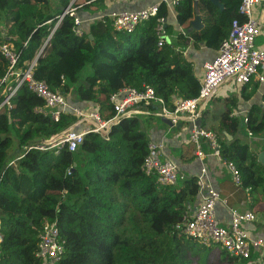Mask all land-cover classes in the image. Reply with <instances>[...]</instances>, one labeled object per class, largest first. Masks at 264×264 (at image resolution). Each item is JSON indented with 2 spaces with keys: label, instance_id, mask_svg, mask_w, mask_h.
<instances>
[{
  "label": "trees",
  "instance_id": "16d2710c",
  "mask_svg": "<svg viewBox=\"0 0 264 264\" xmlns=\"http://www.w3.org/2000/svg\"><path fill=\"white\" fill-rule=\"evenodd\" d=\"M71 1L56 0L54 10L51 0H0V78L9 67L3 45L23 50L22 69L37 60L36 80L67 97L80 73L91 65L92 75L78 87V98L99 105L106 119L114 115L111 95L126 88L150 86L171 110L178 99L196 98L201 82L187 50L204 43L218 51L241 3L229 0L222 11L210 0H201L200 7L216 23L207 31L189 34L196 17L195 0H182L176 8L181 31L174 33L167 26L171 42L160 47L155 18L132 34L98 21L83 37H76L74 18L67 16L57 26L61 8H68ZM79 1L85 5L91 0ZM95 5L103 11V0ZM168 16L167 7L161 5L158 17ZM259 89V83L252 82L242 87V97L249 102ZM228 100L223 104L230 102L233 108L211 130L221 139L222 156L237 166L242 187H262L264 166L238 134L264 133V105L253 104L245 123L232 117L237 97ZM42 105L23 86L12 99V109L0 114V264H44L37 256L40 234L53 223L58 224L66 248L56 264H195L202 262V253L217 247L203 246L177 228L191 218L199 199L197 178L164 186L143 170L158 106L142 105L144 114L121 118L107 138L87 134L70 152L68 147L58 151L50 142L75 128L78 118L67 114L53 121L35 111ZM209 113L202 112L203 128ZM225 133L234 139L229 141ZM44 143L45 149H39ZM257 260L255 254L248 260L225 256L221 264H264V257Z\"/></svg>",
  "mask_w": 264,
  "mask_h": 264
},
{
  "label": "built area",
  "instance_id": "2783aa9c",
  "mask_svg": "<svg viewBox=\"0 0 264 264\" xmlns=\"http://www.w3.org/2000/svg\"><path fill=\"white\" fill-rule=\"evenodd\" d=\"M77 2L78 0H72L65 12L57 17V26L67 16L74 18L73 30L76 37H83L88 32L86 26L98 21L111 22L117 32L132 34L138 26L155 18L156 32L161 47L167 41L171 42L172 37L166 32L167 18L158 17L160 7L165 5L169 14L175 13L177 19L176 8L182 0H164L160 4L139 11H112L89 20H83L80 17L79 10L82 5H78ZM256 7H264V0H241L237 10L238 17L232 19L228 38L221 43L215 58L204 65L199 95L187 100L178 99L172 110L150 86H146L143 90L126 88L111 95L109 103L113 107L114 115L106 119L101 116L99 105L93 111L76 107L70 103L67 96L52 91L45 82L36 80L34 69L37 66V60L28 64L26 69H22L19 65L23 50L17 51L13 47L3 45L1 52L9 62V67L5 77L0 78V114L6 109H12V99L21 87L27 86L35 96L43 101V105L35 109L38 114L49 117L53 121H59L67 114H73L78 118L75 128L50 142V145L58 151L68 147L70 152H75L87 134L95 133L107 138L121 118L134 117L144 104L156 105L159 107L157 116L170 120L173 127H178L184 121L192 124L190 142L195 146L197 156L204 158L207 155L202 145L203 142H207L210 154L222 160L233 175L234 182L242 186V178L237 166L222 156L221 139L218 134L203 128L197 122L202 117L207 103L215 97L221 87L231 83L241 89L254 81L264 83V48L257 45L260 36V20L254 15ZM86 121L92 122V125L84 127L81 131L76 130L78 124ZM244 121L248 122L247 117ZM249 136L254 135L249 133ZM38 148L45 149V143ZM164 152L163 143L151 142L143 170L148 176H156L158 182L164 186H177L185 181L186 177L180 173L179 167L173 161L164 158ZM207 173L204 167L197 177L199 206L192 213L191 218L186 217L184 223L177 228L182 229L186 236L199 241L203 246L221 247L222 252L229 258L248 260L255 254L258 255V262L264 257V239H251L243 228L244 224L256 220L255 214L240 213L231 209L230 226L228 228L220 226L215 208L221 196L208 183ZM65 251V241L60 237L58 224H47L40 234L38 258L44 264H56L62 260Z\"/></svg>",
  "mask_w": 264,
  "mask_h": 264
},
{
  "label": "crops",
  "instance_id": "0c3cea01",
  "mask_svg": "<svg viewBox=\"0 0 264 264\" xmlns=\"http://www.w3.org/2000/svg\"><path fill=\"white\" fill-rule=\"evenodd\" d=\"M97 1L98 0H91L89 2L85 1V5H82L79 10V15L83 20H89L101 14L106 15L112 11H139L156 4H160L164 0H103V11L99 10L101 7L100 5H95V7H93V5ZM228 1L229 0H219L220 4L223 7V9L220 8L222 11L226 9V3ZM200 15L203 27L201 30L195 31L199 33L207 31L216 23L217 20L216 18L210 16L204 10H202L201 7ZM254 15L260 20V36L257 40V45L260 48H264V7H256L254 10ZM226 18L227 15L224 14L223 19ZM165 26H171L174 33L181 31V28L177 25L175 13L169 14V16L167 17V24H165ZM86 28L87 30L89 29V24L86 26ZM186 55H188L190 61L193 62L195 66V72L201 79L204 73L205 63L213 60L217 55V51L207 49V47L203 43L200 44L198 49H195L193 45H190ZM259 85L260 89L249 102H247L244 98L242 99V88H237L231 83L220 88V91H217L214 100L218 99L220 100L221 104H223L222 101L226 99L228 100L231 97H237L238 100L235 106L236 109L232 110V117H239V119L243 121V119L245 120L246 115H248V111L253 104L264 105V83H259ZM237 90L239 91L237 92ZM69 101L74 106L86 110L93 111L97 107V105H94L92 103H73L71 102V100ZM227 104L223 105L229 106L230 102L228 105ZM205 109L208 110L207 108ZM144 113L145 112L142 109L138 112V114ZM209 115L206 117V126L204 127L207 130H211L213 127H218L221 121L220 120L216 125L208 127L207 120L209 118ZM163 119L164 118L157 116L156 120H154L148 133L150 141L164 144V158L173 161L179 167L180 173L186 177V180L190 178H197L201 174L204 167L207 169L208 183L212 185V187L216 189L221 196L220 201L217 203L215 208L216 218L220 226L225 228H228L230 226L231 209H235L240 213L250 212L255 214L256 220L252 223L244 224V230L253 240L260 238L264 239V186L250 189L237 185L233 180V175L231 174L225 163L210 154V149L207 142H203L202 144L203 151H205L207 155L204 158H199L197 156L196 148L190 142V132L192 124H190L188 121H184L178 127H173L172 125L164 122ZM91 125L92 122L89 121L81 122V124L77 125L76 130L81 131L84 127H88ZM240 135L241 133L238 134V138ZM188 146H190L191 148H188ZM262 152H264V149L254 151V153L258 155V158ZM198 206L199 199L195 204H193L192 213L195 212Z\"/></svg>",
  "mask_w": 264,
  "mask_h": 264
},
{
  "label": "rangeland",
  "instance_id": "374dc122",
  "mask_svg": "<svg viewBox=\"0 0 264 264\" xmlns=\"http://www.w3.org/2000/svg\"><path fill=\"white\" fill-rule=\"evenodd\" d=\"M82 1L83 0H80L79 2L81 3ZM51 2H52V7L55 10L56 0H51ZM90 75H92V68H91V65H87L84 68V70L80 73L79 83L72 87V92L68 97L69 100H71V102L81 103L78 98L77 90L80 85L85 84V80L87 76H90ZM238 91L239 90H237V92ZM205 108L211 111L209 118L207 120V126L210 127L212 125L218 124L221 118L227 113V110L229 108H232V106L223 105L221 104L220 100L215 99L213 102H211V104L207 103ZM239 138L241 139L242 143H246L250 146L252 152L259 150V149L260 150L264 149V133L262 135H254V137H249L248 132L244 131L241 133ZM188 148H191V147L188 146ZM225 256L226 254L224 255V253L221 250V247L217 246V247H214L211 252L209 250H206L204 253H202L199 257V259H201L202 262H198V260H196L195 264H221V260Z\"/></svg>",
  "mask_w": 264,
  "mask_h": 264
},
{
  "label": "water",
  "instance_id": "95a60500",
  "mask_svg": "<svg viewBox=\"0 0 264 264\" xmlns=\"http://www.w3.org/2000/svg\"><path fill=\"white\" fill-rule=\"evenodd\" d=\"M200 1L201 0H195V2H194L196 17H195V20L192 22L190 29H188V33L189 34L194 33L196 30H201L202 27H203L201 15H200ZM210 1L212 3H214L216 6L220 7L221 9H223V7L220 4L219 0H210ZM65 10H66L65 8H61L62 13L65 12ZM163 121L166 122L167 124L171 125L170 120L164 118ZM197 124L202 126V120H199L197 122ZM225 135H226V137L228 138L229 141H232L234 139L231 135H229L227 133ZM258 160H259V163L264 166V152H262L259 155Z\"/></svg>",
  "mask_w": 264,
  "mask_h": 264
},
{
  "label": "clouds",
  "instance_id": "9594fccd",
  "mask_svg": "<svg viewBox=\"0 0 264 264\" xmlns=\"http://www.w3.org/2000/svg\"><path fill=\"white\" fill-rule=\"evenodd\" d=\"M201 118H202V117H201ZM201 118H200V120H202ZM165 119H166V118H165ZM171 125H172V124H171Z\"/></svg>",
  "mask_w": 264,
  "mask_h": 264
}]
</instances>
